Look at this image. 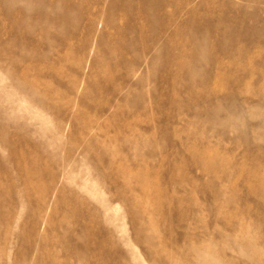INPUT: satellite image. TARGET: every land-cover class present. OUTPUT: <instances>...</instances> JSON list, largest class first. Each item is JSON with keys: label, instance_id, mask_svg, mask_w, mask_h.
Here are the masks:
<instances>
[{"label": "rangeland", "instance_id": "rangeland-1", "mask_svg": "<svg viewBox=\"0 0 264 264\" xmlns=\"http://www.w3.org/2000/svg\"><path fill=\"white\" fill-rule=\"evenodd\" d=\"M24 1L0 264H264V0Z\"/></svg>", "mask_w": 264, "mask_h": 264}, {"label": "bare ground", "instance_id": "bare-ground-1", "mask_svg": "<svg viewBox=\"0 0 264 264\" xmlns=\"http://www.w3.org/2000/svg\"><path fill=\"white\" fill-rule=\"evenodd\" d=\"M2 1H5V0H2ZM23 1H24V0H23ZM36 1H37V0H36ZM38 1H39V0H38ZM41 1H42V0H41ZM41 1H40V2H41ZM67 1H68V0H67ZM8 2H9V1H8ZM24 2H27V1H24ZM44 2H45V1H44ZM51 2H52V1H51ZM53 2H54V1H53ZM57 2H58V1H57ZM64 2H65V1H64ZM64 2H63V4L65 5L66 2H65V3H64ZM69 2H71V1L69 0ZM0 3H2V2H0ZM5 3H6V2H5ZM48 3H49V2H48ZM61 3H62V1H61ZM53 4H54V3H53ZM67 4H68V3H67ZM67 4L65 5L66 7H67ZM72 4H73V3H72ZM8 5H9V4H8ZM49 5H50V4H49ZM59 5H60V3H59ZM0 6H1V5H0ZM6 6H7V5H6ZM60 6H61V5H60ZM71 6H72V5H71ZM5 8H6V7H5ZM5 8H4V9H5ZM21 8L23 9V7H21ZM58 8H59V7H58ZM9 9H10V8H9ZM22 9H21V11H22ZM62 9H64V8H62ZM62 9H61V11H62ZM65 9H66V8H65ZM74 9H75V8H73V10H74ZM6 10H8V9H6ZM10 10H11V9H10ZM55 11H56V10H55ZM55 11H54V13L57 12V11H56V12H55ZM27 12H29V11H27ZM41 12H42V11H41ZM74 12H75V11H74ZM31 13H33V12H31ZM35 13H36V12H35ZM52 13H53V12H52ZM20 14H21V13H20ZM23 14H25V12H24ZM45 14H46V13H45ZM28 15H29V14H28ZM31 15H32V14H31ZM58 15H59V14H58ZM72 15H73V14H71V16H72ZM29 16H30V15H29ZM49 16H50V15H49ZM56 16H57V15H56ZM65 16H66V15H65ZM65 16H64V17H65ZM51 17H52V16H51ZM60 17H61V16H60ZM64 17H63V18H64ZM32 18H33V17H32ZM40 18H41V17H40ZM45 18H46V17H45ZM47 18H48V17H47ZM47 18H46V19H47ZM52 18H53V17H52ZM52 18H51V19H52ZM36 19H37V18H36ZM36 19H35V20L33 19L34 22L36 21ZM51 19H50V20H51ZM66 19H68V17H67ZM19 20H20V19H18V21H19ZM27 20L30 21L31 19L29 20V19L27 18ZM70 20H71V19H70ZM18 21H16V22H18ZM20 21H21V20H20ZM20 21H19V23H20ZM44 21H45V20H44ZM59 21H60V20H59ZM62 21H63V20H62ZM64 21H65V20H64ZM25 22H26V21H25ZM51 22H52V21H51ZM51 22H49V23H51ZM65 22H66V21H65ZM69 22H70V21H69ZM21 23H22V21H21ZM28 23H29V22H28ZM37 23H38V22H37ZM14 24H15V23H14ZM25 24H26V23H25ZM52 24H53V23H52ZM52 24H51V25H52ZM26 25H27V24H26ZM53 25H54V24H53ZM58 25H59V24H58ZM64 25H65V24H64ZM71 25H72V24H71ZM13 26H14V25H13ZM24 26H25V25H24ZM68 26H69V25H68ZM73 26H74V25H73ZM21 27H22V26H21ZM28 27H29V26H28ZM13 28H14V27H13ZM22 28H23V27H22ZM51 28H52V27H51ZM196 28H197V27H196ZM23 30H24V28H23ZM26 30H27V29H26ZM50 30H51V29H50ZM29 31H30V30H29ZM54 31H55V30H54ZM25 32H26V31H25ZM27 32H28V31H27ZM197 34H198V33H197Z\"/></svg>", "mask_w": 264, "mask_h": 264}]
</instances>
